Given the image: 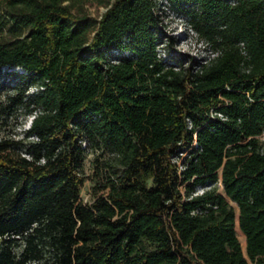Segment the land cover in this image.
I'll return each mask as SVG.
<instances>
[{
    "label": "trees",
    "instance_id": "1",
    "mask_svg": "<svg viewBox=\"0 0 264 264\" xmlns=\"http://www.w3.org/2000/svg\"><path fill=\"white\" fill-rule=\"evenodd\" d=\"M160 1L214 55L164 60ZM79 2L0 0V128L29 120L0 135V264H264V0H113L92 37Z\"/></svg>",
    "mask_w": 264,
    "mask_h": 264
},
{
    "label": "rangeland",
    "instance_id": "2",
    "mask_svg": "<svg viewBox=\"0 0 264 264\" xmlns=\"http://www.w3.org/2000/svg\"><path fill=\"white\" fill-rule=\"evenodd\" d=\"M112 1L113 0H80V2L74 6L75 11L78 10L89 15L93 19V22H95L92 25V29L89 34L90 37H92V35L94 34L96 22L101 18L102 14L108 8ZM158 10L161 12L163 11V14L166 15L164 18V24L161 26L162 35L157 46V50L164 60H167L168 63H174L178 67H187L191 62L189 55L196 59H201L202 61L204 58H206V56L213 55L211 53L212 49H210V47L207 45L206 40H204V38H201L195 29L191 28L186 16L177 14V12L173 8H171L167 2L162 3L160 1ZM165 33L175 36L176 42L171 43L170 40L165 36ZM22 113L23 112L21 111V114L18 118L12 117L8 119V121L1 126V136L7 135L18 138L22 135L21 131L23 130V128L28 126L29 122L28 120L27 122H25V126H19L23 117ZM93 158L94 154H89L83 166L85 181L82 188V195L85 201H90L94 195L95 179L93 178ZM218 191L222 192L231 203V205L235 208L236 232L243 250L245 254H247L246 235L242 231L239 224V206L226 194L223 188L218 187ZM250 264L253 263L250 261Z\"/></svg>",
    "mask_w": 264,
    "mask_h": 264
},
{
    "label": "built area",
    "instance_id": "3",
    "mask_svg": "<svg viewBox=\"0 0 264 264\" xmlns=\"http://www.w3.org/2000/svg\"><path fill=\"white\" fill-rule=\"evenodd\" d=\"M212 54L214 55V53L212 52ZM215 114H217L218 116L222 117V118H226V115H224V113L222 112H215ZM256 137L259 139L261 145L259 146V150L264 153V129L261 131V133H259L258 135H256ZM250 138V137H249ZM249 138H247L246 140H248ZM175 161H177L179 163L180 168H184V165L181 163V160L178 157L174 158ZM217 185L221 188L224 189V184H223V180H222V169H220V173H219V179L216 182ZM213 183H208L205 186H198V188L196 189V191L194 192L195 194L198 193H202L204 192V190H206L207 188H210L212 186ZM201 190V191H200ZM200 191V192H199Z\"/></svg>",
    "mask_w": 264,
    "mask_h": 264
}]
</instances>
